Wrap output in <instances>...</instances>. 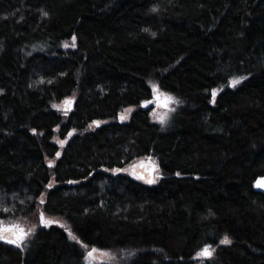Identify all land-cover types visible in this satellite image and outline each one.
Returning a JSON list of instances; mask_svg holds the SVG:
<instances>
[{"label": "trees", "instance_id": "obj_1", "mask_svg": "<svg viewBox=\"0 0 264 264\" xmlns=\"http://www.w3.org/2000/svg\"><path fill=\"white\" fill-rule=\"evenodd\" d=\"M263 175L264 0H0V264H264Z\"/></svg>", "mask_w": 264, "mask_h": 264}, {"label": "rangeland", "instance_id": "obj_2", "mask_svg": "<svg viewBox=\"0 0 264 264\" xmlns=\"http://www.w3.org/2000/svg\"><path fill=\"white\" fill-rule=\"evenodd\" d=\"M74 46H75L74 40H69V41H66L63 43L64 48H73ZM162 98L163 97H159L156 99V101L155 100L151 101V103L149 105V106H152V108H154L152 111L153 117L161 116L164 113V110H170L174 105V103H168L165 107L162 106L160 103V100ZM171 98H173V97H171ZM62 103L63 102L57 104L61 109L63 108V104H64V103L63 104ZM132 111H133V108H131V107L122 109L119 112V119L122 121L128 120ZM73 133L74 132L72 131L71 134H73ZM53 140H54V142H56L58 145H61V146H63L67 141V139H60L58 137H55ZM58 153L59 154L61 153V149L58 151ZM14 221H16V220L12 219V220L8 221L7 223H13ZM19 222L22 223L19 225L20 226L19 228H22L25 230V232L29 233L27 235V237H31L34 234V230H35L36 226L38 225L37 221H33V220L30 221L28 219H24L23 221H19ZM5 236H7L8 238H14L13 236H11V234H8V235L5 234ZM2 241H4L5 243H8V242H6L5 239H2ZM8 244H10L11 246H14V247H20V246H17L16 244H12V243H8ZM89 251H92V250H89ZM89 251H87V253ZM88 260H90L91 262H95V263L96 262L120 263L121 262V256L119 254V251L96 250L94 252V254L92 255V257L88 258ZM197 260L202 261L205 259L202 256L198 255Z\"/></svg>", "mask_w": 264, "mask_h": 264}, {"label": "snow or ice", "instance_id": "obj_3", "mask_svg": "<svg viewBox=\"0 0 264 264\" xmlns=\"http://www.w3.org/2000/svg\"><path fill=\"white\" fill-rule=\"evenodd\" d=\"M45 15H46V13H45ZM73 40H75V37H73ZM230 83H231V86L235 87L238 83H240V80L234 78ZM157 91H158V89H157ZM212 95H213V97H215V95H216L215 90L213 91ZM168 103H176V101L173 98H166L165 99V105H167ZM160 122L164 123V120L161 119ZM96 123H98V122H96ZM57 155H59V153H57ZM117 171H119V170H117ZM133 174H135V173H133ZM137 178L139 179L141 177H137ZM148 182L152 183L153 181L149 180ZM41 222H44L43 215H41ZM5 233L11 234V236H13L14 238H8L7 236H5ZM28 234L29 233L25 232L24 229L19 228L18 226L0 227V239H5L6 242L16 244L17 246H20L22 244V242L24 241V239H26ZM69 236L73 240L77 239V237L75 235H73L71 231H69ZM230 242L231 241L228 239V237H225L224 240L222 241V243H230ZM95 251H96V249H92V251H89L87 253V257L88 258L92 257V255L94 254ZM212 254H213V252H212L211 246H205L201 250V253H199L198 255L202 256L203 258L211 259Z\"/></svg>", "mask_w": 264, "mask_h": 264}, {"label": "water", "instance_id": "obj_4", "mask_svg": "<svg viewBox=\"0 0 264 264\" xmlns=\"http://www.w3.org/2000/svg\"><path fill=\"white\" fill-rule=\"evenodd\" d=\"M156 98H158V96L156 95ZM168 97H163L160 100V103L162 106H166L165 105V99ZM64 111H71L73 109V99L69 98L67 100H65L64 104H63V108ZM157 167L155 165V163L153 161H151L150 159H146V160H142L139 162H136L134 164H132L130 166V172L136 177H141L140 179L144 180V181H149V180H153L154 177L157 176ZM119 170V171H117ZM121 172V168H116L115 169V173H119ZM114 173V174H115ZM254 188L255 190L264 193V175L263 176H259L255 179L254 181ZM3 227V226H0ZM8 227V226H5ZM6 235H8V233H5ZM10 236V235H9ZM2 240V239H0Z\"/></svg>", "mask_w": 264, "mask_h": 264}, {"label": "bare ground", "instance_id": "obj_5", "mask_svg": "<svg viewBox=\"0 0 264 264\" xmlns=\"http://www.w3.org/2000/svg\"><path fill=\"white\" fill-rule=\"evenodd\" d=\"M7 226V225H6ZM8 227H11V226H8Z\"/></svg>", "mask_w": 264, "mask_h": 264}]
</instances>
